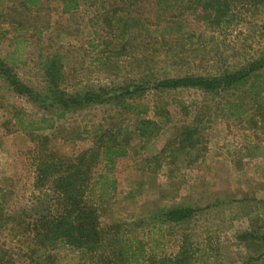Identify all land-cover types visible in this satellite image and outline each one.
Listing matches in <instances>:
<instances>
[{"label":"rangeland","instance_id":"1","mask_svg":"<svg viewBox=\"0 0 264 264\" xmlns=\"http://www.w3.org/2000/svg\"><path fill=\"white\" fill-rule=\"evenodd\" d=\"M62 1L0 6V70L11 77L0 72V264H96V255L41 236L56 205L34 175L39 151L74 155L92 145L97 123L119 131L126 149L99 210L104 225L127 231L148 254L174 255L184 242L190 264H264V5L239 8L217 29L179 17L180 29L166 22L178 10H159L155 0H77L65 13ZM128 18L139 22L122 34ZM256 60V96L250 78L217 93L151 88L157 79L217 75ZM127 84L148 85L128 110L84 100ZM76 96L65 110L57 103ZM43 117L54 127L30 128ZM141 118L162 125L144 146L134 129ZM175 207L196 211L165 222Z\"/></svg>","mask_w":264,"mask_h":264},{"label":"trees","instance_id":"2","mask_svg":"<svg viewBox=\"0 0 264 264\" xmlns=\"http://www.w3.org/2000/svg\"><path fill=\"white\" fill-rule=\"evenodd\" d=\"M6 1L8 0H0V6ZM19 1L30 7H37L41 2V0ZM155 2L158 6H164H159V10H165L167 6L178 10L177 15L171 14L166 17V22L180 29L182 25L179 24L182 20L185 21V26H188L187 20L182 17H191L197 25L200 23L199 25L217 29L223 25L227 26L236 19L239 16V8L248 6L259 8L264 5V0H155ZM77 5V0H63L62 12H68ZM135 22L139 21L133 18L125 19L122 34L126 33ZM171 27L173 25L169 28ZM146 31L148 32V29ZM259 62L260 60L252 61L239 69L223 71L211 76L185 74L165 77L154 81L151 88L160 91L195 88L217 93L244 83L250 78L248 90L256 96L261 91V88L257 87L258 73H256ZM0 72L11 78L8 75V68L1 69ZM10 84H15V81L10 80ZM146 86L148 85L127 84L121 87L120 91L111 93L104 99H101V93H88L84 96V100L114 101L118 107L128 110L134 105V96L143 94L148 88ZM68 99H58L57 103L65 110L70 102L78 101L77 96ZM95 126L92 145L74 155H59L51 151L37 153L34 186L51 191L56 205L53 215L42 225L41 236L52 243L60 241L91 256L96 255V264H190L191 254L188 252L189 249L184 247V242L174 255L148 254L144 249L145 243L134 236H128L127 231H121L118 226L108 228V225L101 222L99 213L101 205L114 191L112 176L114 161L123 156L126 149L117 138L116 134L119 131L104 129L101 123ZM52 127L54 122L48 117L40 118L30 124V128L34 130ZM161 128L160 123L149 118L137 119L134 123V129L143 142L142 146L151 141ZM83 132L87 133V130L83 129ZM182 133L186 139H191L194 131L185 129ZM187 144L193 146L195 141L190 140ZM195 211L196 209L190 207H175L164 211L162 216L165 222H178L189 218Z\"/></svg>","mask_w":264,"mask_h":264}]
</instances>
